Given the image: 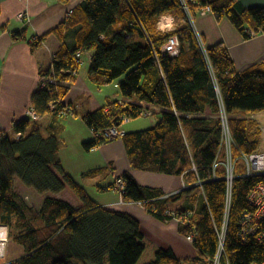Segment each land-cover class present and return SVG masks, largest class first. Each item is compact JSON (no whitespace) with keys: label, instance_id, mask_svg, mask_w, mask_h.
<instances>
[{"label":"trees","instance_id":"1","mask_svg":"<svg viewBox=\"0 0 264 264\" xmlns=\"http://www.w3.org/2000/svg\"><path fill=\"white\" fill-rule=\"evenodd\" d=\"M58 1L66 4L69 0ZM183 1L192 19L200 8L209 6L217 20H229L245 39L252 37L248 29L255 35L264 34L262 7L246 8L243 0ZM176 11L183 13L184 22L171 32L158 33V19ZM74 28L75 47L69 49L64 34ZM51 35L61 46L50 68L40 75L43 79L53 77L56 85L40 84L32 94L30 107L35 119L25 117L14 122L13 136L0 133V225L10 229L12 241L25 253L10 264H209L217 250V232L223 227L227 191L222 179L209 181L213 173L220 178L225 174L220 112L223 108L228 119L235 145L234 174L240 175L244 171L241 154L260 152V127L246 116L264 112V67L237 70L222 43L203 49L181 0H83L51 31L31 37V50L38 49ZM173 36L179 43L176 51L164 52V44ZM12 39L26 40L25 31L13 33ZM77 52L92 53L88 76L97 86L121 78L118 90L123 99L109 101L82 117L94 135L92 141L83 143V149L89 152L106 143L101 131L119 124L124 117L133 120L158 108L159 112H152L158 116L154 127L125 133L120 139L130 167L181 177L187 184L204 181V195L193 188L162 198V191L140 186L129 173L120 176L124 180L121 201L141 204L162 222L172 220L166 214L168 206L187 197L184 209L173 211L193 213L188 219L196 227L195 259H177L170 249L146 237L135 218L101 207L64 171L58 159L57 136L61 131L59 119L76 115L74 107L62 101L80 68ZM67 109L73 114L64 116ZM18 133L21 136L16 139ZM15 179L39 195H56L67 188L81 206L75 208L66 201L45 197L35 209L15 191ZM260 182L264 183V177L233 182L224 241L229 264L264 259V247L238 238L239 219L250 210L247 195ZM186 231L179 224V233Z\"/></svg>","mask_w":264,"mask_h":264},{"label":"crops","instance_id":"2","mask_svg":"<svg viewBox=\"0 0 264 264\" xmlns=\"http://www.w3.org/2000/svg\"><path fill=\"white\" fill-rule=\"evenodd\" d=\"M82 2L83 0H69L66 4H61L58 0H0V133L13 136L14 122L25 118L26 111L30 108L31 96L40 85V74L50 68L52 59L61 46L54 35L49 36L34 51L31 50L28 41L31 37H40L58 26L66 15ZM242 5L246 8L257 6L264 8V0H243ZM20 15H23V18H20ZM162 18L164 21L161 20ZM162 18L160 17L157 21V31L160 34L171 32L184 22V15L181 11L166 14ZM192 28L204 48L222 43L227 48L237 70L244 71L253 65L264 67V34H257L250 39H245L229 20H217L212 12L204 15L198 14L192 19ZM21 31H25L27 39L14 42L12 34ZM75 33L76 28L65 31V45L69 49L75 47ZM91 55V52L83 53L86 67L85 69L79 68L76 81L70 85V90L62 101L64 105H72L76 111L75 116L59 119L61 131L57 136L58 159L64 171L84 188L86 186L83 182L90 180L89 187L96 191L97 199L91 196L86 188L85 190L92 200L105 209L131 215L140 223L141 231L146 237L161 248L170 249L177 259H195L197 252L193 245L188 244L183 235L179 233V224L176 220L159 221L151 216L141 204L122 202L120 196L112 189L116 177H120L123 173H129L137 184L160 190L163 192L161 197H165L180 189L181 182H184L181 177L133 170L120 139L101 144L89 152L85 151L91 156H93L92 154L95 156L92 157V162H89L90 168H79V164H77V170H75L73 166L64 161L63 149L68 141L64 140L66 135L64 137L63 135L67 133L69 137L76 138L77 157L82 160L84 157L83 143L94 139L92 131L86 126L82 117L86 113L105 106L109 101H123L118 90L121 78L110 84L116 89L115 92L105 90L110 85L97 86L89 78L88 69ZM150 111L156 112L154 108H151ZM205 115L209 116V111ZM256 115L252 114L246 117L255 121L260 127ZM62 120L67 121L63 124ZM156 120L158 122V116ZM131 124L132 122L128 123V126L126 125V133L149 128H142L144 126L136 125V123ZM95 169L101 171L96 174L84 175V173ZM23 188L25 187L23 186ZM70 192L66 188L56 195H40V206L45 197H51L66 201L75 208L80 207V201ZM187 202L188 199L184 195L170 204L168 209H184Z\"/></svg>","mask_w":264,"mask_h":264},{"label":"built area","instance_id":"3","mask_svg":"<svg viewBox=\"0 0 264 264\" xmlns=\"http://www.w3.org/2000/svg\"><path fill=\"white\" fill-rule=\"evenodd\" d=\"M181 5L184 14L192 24V18L189 14L188 7L186 6L183 0H181ZM70 13L71 11L68 14ZM206 13H211V8L209 6H204L199 9L198 12L199 15H204ZM19 17L23 18V15H20ZM161 20L164 21V18H162ZM246 32H248L250 36L255 35V33L249 29ZM197 39L201 44L202 48L204 49L199 37H197ZM178 44L179 43L177 38L173 36L168 39V41L164 44L162 49L164 52L174 53L178 47ZM76 58L78 60V63L81 64L82 53L77 52ZM56 83H57L56 80L51 76L48 79H43V78L40 79V84L43 87L46 84L56 85ZM119 104L121 103L119 102ZM53 108L54 107L50 105V109L53 110ZM67 110L68 111L64 113V116L73 114V111L71 109H67ZM141 116H153V115L151 111H147L142 113ZM25 117L29 119H35L36 113L30 107L26 111ZM219 117L222 126L220 149H222L225 153V161L222 163L225 169V174L223 177L220 178L213 173L211 178H209V181H216L222 179L226 183L227 191H226L224 223L221 231L217 232L218 246L215 255L209 260V264H229L228 260H226L227 256L224 248V241H225L228 213L231 204V194H232L234 180L239 178L264 177V151H260L252 154H241L240 160L244 164V171L240 175L234 174L236 160L233 158V148L235 145L228 126V119L223 108L221 109ZM129 121H131L130 117H124L119 124L113 125L109 128L102 130L100 137L103 138L104 141H106V143L112 142L117 139H121V137L124 136L126 133L121 127L124 122H129ZM260 130H262L263 132V129ZM20 136L21 134L18 133L16 134L15 138L19 139ZM214 168L215 165L213 167V172H214ZM192 170L196 171V168L193 167ZM203 184L204 181H201L199 179L196 182L190 184H186L182 181L180 189L162 198L181 194L193 188H199L200 193L204 195V191L202 188ZM113 186H114L113 190L120 196V193L124 190V180L121 179L120 177H116L114 179ZM247 203L250 207V210L243 212L239 219L238 238L243 243L253 242L260 247H264V183L263 182L257 183L250 190L249 194L247 195ZM166 214L169 217H171L172 220H176L178 224L182 225L184 228L187 229L183 237L189 244L193 245L196 239V227L193 225V222L188 219V217L189 216L191 217L193 213L188 212L187 214H181V213H176V211L173 210L171 211L168 210ZM0 230L5 231V237L3 241V246H5V242L7 240V235H8L7 226L0 225ZM0 258L1 259L4 258V251L2 255H0ZM6 264H10V262H7ZM252 264H264V259L258 263H252Z\"/></svg>","mask_w":264,"mask_h":264},{"label":"rangeland","instance_id":"4","mask_svg":"<svg viewBox=\"0 0 264 264\" xmlns=\"http://www.w3.org/2000/svg\"><path fill=\"white\" fill-rule=\"evenodd\" d=\"M83 55V53H82ZM82 63L80 64V68L81 69H85L86 64L84 63L85 61V57L82 56L81 58ZM110 91V92H115L116 89H114L113 85L108 86L107 88H105V90ZM154 110L156 112H159V110L157 108H154ZM256 119L258 120V122L260 123V129H263L264 132V112H260V113H256ZM157 115L155 116H140L136 119H133L129 122H124L122 125V129L125 131L126 130V125L128 126V123H131V125L135 124L139 125V126H144L142 128H147V127H153L156 123H157ZM67 120H62V123L65 124ZM130 125V124H129ZM75 128L73 127V130ZM261 132V144H260V151H264V141H263V132L262 130H260ZM70 133V132H68ZM66 135V138L64 137ZM64 140L68 141L65 144V147L63 149V153H64V161L66 162V164H70L71 166H73V168L75 170H77V164H79V168H90L91 165L89 164V162H92L91 160L93 159L92 157H95L94 154H92L93 156H91L90 154L86 153L84 149H82V153L84 155L83 159L80 160L77 157V151L76 149L78 148L77 144H76V138L73 137H69V134L65 133L63 135ZM86 137V136H85ZM62 156V155H61ZM79 179V178H78ZM90 180H85V182H83L84 186H86L85 188L87 189V191L89 192V194L91 196H93L94 198L97 199V193L94 189H92L89 184ZM182 183V182H181ZM185 183V182H184ZM187 184V183H186ZM14 187H15V191L24 198L25 202L31 206L34 207L35 209L39 208L40 206V199L41 196L33 191L30 190H26L25 188H23L22 184L19 183L17 181V179L14 180ZM181 187V186H180ZM72 193V192H70ZM194 194L196 196H198L200 193L199 191L194 192ZM224 223V222H223ZM7 240L5 242V246H4V258H0V264H6L7 262H9L10 260H17V258H21V256L25 255L24 250L21 246L15 244L12 241V237H11V231L9 228H7ZM186 241V240H185ZM187 242V241H186ZM188 243V242H187ZM189 244V243H188ZM191 245V244H190ZM181 264H192V263H181ZM198 264H207L205 262H199Z\"/></svg>","mask_w":264,"mask_h":264},{"label":"bare ground","instance_id":"5","mask_svg":"<svg viewBox=\"0 0 264 264\" xmlns=\"http://www.w3.org/2000/svg\"><path fill=\"white\" fill-rule=\"evenodd\" d=\"M4 237H5V231L0 230V255H2L4 251V246H3Z\"/></svg>","mask_w":264,"mask_h":264}]
</instances>
